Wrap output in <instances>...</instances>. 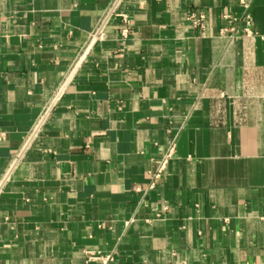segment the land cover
I'll list each match as a JSON object with an SVG mask.
<instances>
[{
  "label": "crops",
  "instance_id": "obj_1",
  "mask_svg": "<svg viewBox=\"0 0 264 264\" xmlns=\"http://www.w3.org/2000/svg\"><path fill=\"white\" fill-rule=\"evenodd\" d=\"M0 264H264V0H0Z\"/></svg>",
  "mask_w": 264,
  "mask_h": 264
},
{
  "label": "built area",
  "instance_id": "obj_2",
  "mask_svg": "<svg viewBox=\"0 0 264 264\" xmlns=\"http://www.w3.org/2000/svg\"><path fill=\"white\" fill-rule=\"evenodd\" d=\"M191 17H195V15L192 14ZM203 17H204V16L201 15V16H200V19H197L196 22H197L198 24H201V21H202ZM246 23H247V27H246L245 31H246L248 34H251V33H252V31H251V27H252L251 24H252V23H251V18H250V16H247V17H246ZM124 34H125V35L127 34V30H124ZM164 162H165V161H164ZM110 258H111V257H109V256H106V257H102V256H93V257H91L92 260H97V259H99V260H102V261H104V262L109 261Z\"/></svg>",
  "mask_w": 264,
  "mask_h": 264
}]
</instances>
